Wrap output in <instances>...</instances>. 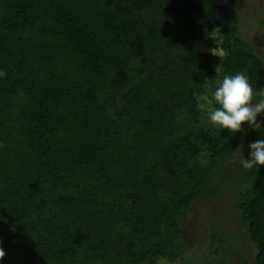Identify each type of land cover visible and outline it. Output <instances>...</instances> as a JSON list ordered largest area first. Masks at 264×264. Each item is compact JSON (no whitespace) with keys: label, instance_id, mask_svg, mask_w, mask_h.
<instances>
[{"label":"trees","instance_id":"trees-1","mask_svg":"<svg viewBox=\"0 0 264 264\" xmlns=\"http://www.w3.org/2000/svg\"><path fill=\"white\" fill-rule=\"evenodd\" d=\"M237 1L0 0V264H193L180 222L237 135L208 122L212 91L264 88ZM246 180L264 264V165Z\"/></svg>","mask_w":264,"mask_h":264},{"label":"rangeland","instance_id":"rangeland-1","mask_svg":"<svg viewBox=\"0 0 264 264\" xmlns=\"http://www.w3.org/2000/svg\"><path fill=\"white\" fill-rule=\"evenodd\" d=\"M240 35L263 61L264 0H238L234 10ZM209 107V103L205 104ZM264 120V115L258 116ZM233 141L230 156L216 170L209 191L197 196L181 220L184 251L182 260L193 264H255L256 249L247 238L239 208V195L246 187L241 161L250 159L253 129L247 123ZM166 257L144 264H179Z\"/></svg>","mask_w":264,"mask_h":264},{"label":"clouds","instance_id":"clouds-1","mask_svg":"<svg viewBox=\"0 0 264 264\" xmlns=\"http://www.w3.org/2000/svg\"><path fill=\"white\" fill-rule=\"evenodd\" d=\"M0 70V76H4ZM210 107L206 111L208 122L218 130H229L235 134L244 131V125L253 130L264 131V120L258 116L264 115V88L254 90L248 77L243 72L233 75H224L222 80L212 91ZM250 159H243L244 168L264 165V138L251 142ZM5 251L0 246V257Z\"/></svg>","mask_w":264,"mask_h":264}]
</instances>
